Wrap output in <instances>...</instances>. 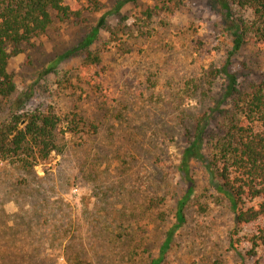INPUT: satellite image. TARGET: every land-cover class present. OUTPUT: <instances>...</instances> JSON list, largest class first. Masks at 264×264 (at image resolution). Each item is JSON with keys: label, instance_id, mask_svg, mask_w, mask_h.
Returning <instances> with one entry per match:
<instances>
[{"label": "rangeland", "instance_id": "374dc122", "mask_svg": "<svg viewBox=\"0 0 264 264\" xmlns=\"http://www.w3.org/2000/svg\"><path fill=\"white\" fill-rule=\"evenodd\" d=\"M64 2L80 16L54 21L45 36L9 60L7 71L14 98L30 95L23 109L75 113L87 134L66 136L64 153L32 172L45 181L24 193L14 187L24 172L0 165V253L12 252L16 242L25 251L35 241L43 246L40 255L56 253L57 264H68L64 247L85 253L90 264H116L133 251L135 264H149L176 226L160 264H264V246L246 257L250 227L230 245L233 210L201 162H188L193 189L182 219L176 215L188 189L180 170L183 151L207 121L202 151L209 156L231 109L234 96L212 114L227 91L223 68L228 63L238 89L247 91L250 83L264 80V46L246 33L234 52L233 33L211 0ZM231 20L249 23L252 15L231 7ZM98 24L89 50L103 52L99 90L83 84L79 65L86 51L48 70ZM76 77L74 88L58 86ZM39 193L47 203L39 202ZM53 238L57 251L44 243ZM108 238H120L109 251L101 244ZM97 247L101 251L94 254Z\"/></svg>", "mask_w": 264, "mask_h": 264}, {"label": "trees", "instance_id": "16d2710c", "mask_svg": "<svg viewBox=\"0 0 264 264\" xmlns=\"http://www.w3.org/2000/svg\"><path fill=\"white\" fill-rule=\"evenodd\" d=\"M211 1L218 5L225 19L226 29L233 33L234 52L240 49L246 33L252 34L258 44L264 46V0ZM90 5L92 10L97 11L94 1ZM231 7L239 11H250L252 20L249 23L244 20L232 21ZM80 14L78 9L66 5L64 0H0V165L24 172L21 173L22 180L14 185L22 193L25 189L39 186L45 181V178H38L32 173L34 168L46 164L52 155L63 154L66 136L87 134L85 128L88 127L75 113L58 114L51 108L23 109L30 95L23 99L14 98L16 87L7 71L8 63L21 52L23 46L45 36L54 21L65 23ZM100 27L98 24L91 29L82 42L53 61L48 70L65 58L86 51V56L79 65L81 76H85L83 84L99 90L100 78L97 69L103 52H92L89 48L98 39ZM112 35L113 32L110 31V36ZM227 65L228 63L222 70L227 79V91L212 114L220 109L227 98L234 96L231 109L225 117L222 131L211 145L212 152L209 156L202 151L207 121L205 124L200 123L193 140L183 151L180 170L187 178L188 189L185 198L178 204L176 215L179 220L182 219V208L193 189L188 177V162L190 159L201 162L208 171L210 181L216 184L217 192L224 195L233 210L235 235L234 238L230 237V245L233 246L238 241L239 231L250 227L252 232L244 237L249 248L245 254L248 258H254L256 250L264 246V80L250 83L247 91H240L234 75L227 71ZM77 79L78 77L75 81L60 80L58 86L62 90H69L74 88ZM30 195L32 196V192ZM47 200L45 196L40 197L39 193V202L47 203ZM99 227L102 232L104 229ZM176 228L174 226L168 232L158 257L151 259L149 264H160ZM116 239L118 240L108 238L101 244L109 251L120 241V238ZM56 240L53 238L44 243L57 251ZM34 242L30 241L26 246L30 252H26V249L24 251L21 243L16 242L10 247L12 252L0 253V264H57L56 253L40 255L38 250L43 246L34 245ZM57 242L61 245L62 238ZM97 248L94 254L100 253L101 249ZM137 248L138 246H134V250ZM64 249L63 256L68 264H87L92 259L85 253H72L69 247ZM136 255L133 251L117 259L116 264H135Z\"/></svg>", "mask_w": 264, "mask_h": 264}]
</instances>
